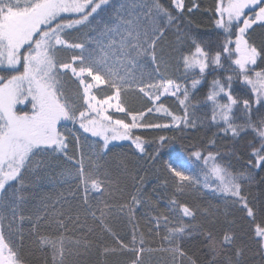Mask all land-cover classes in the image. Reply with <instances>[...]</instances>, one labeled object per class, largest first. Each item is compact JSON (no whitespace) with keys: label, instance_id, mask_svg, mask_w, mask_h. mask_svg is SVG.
I'll list each match as a JSON object with an SVG mask.
<instances>
[{"label":"snow or ice","instance_id":"1","mask_svg":"<svg viewBox=\"0 0 264 264\" xmlns=\"http://www.w3.org/2000/svg\"><path fill=\"white\" fill-rule=\"evenodd\" d=\"M171 4L178 13L183 14V0H171ZM262 4L264 0H217L215 12L218 19L215 20V25L227 34L222 45H216L217 49L222 50L212 54L210 41L187 36L192 48L188 54L182 56L183 66L186 72H193V75L194 70L198 68L200 77L192 79L191 89L185 87L183 90V98L179 99L184 108L182 117L163 109L172 117L174 126L183 124L185 128H195L196 106L191 103L192 90L204 79L207 69L213 65L215 68L224 67L222 57L226 54L231 61V65L226 69L229 74L223 80L216 78L211 81L205 103L210 102L212 106L213 124L218 126L222 121L226 126L222 131L231 132L233 137H240L248 129L256 132L261 140L260 148L253 146L257 165L264 162V114L253 119L252 100L236 94L233 81L239 80L250 88L255 104L259 105L255 109L256 112L264 109V70L252 73L249 67L257 65L259 58H264V51L258 50L245 35L257 20L264 21V6H260ZM253 6L258 8L255 18H244L245 9L251 10ZM188 11L191 12V9ZM177 19L178 16L161 0H0V69L16 73L7 78L0 75V264H23L18 251L20 245L16 243V239L22 243L24 230L21 225L25 221L31 224L28 234L35 237L34 243L41 248L46 246L50 251L52 264H68L66 257L82 255L79 251H73V246H80L82 241L66 235L68 230L65 219L70 217L65 216L63 211L55 210L50 213L51 205L42 199L34 216L22 214V209L28 206L32 196L29 189L34 187L33 177L39 178L41 172L46 173L53 160H57L59 156H63L68 162L61 168L60 175L66 179L78 178L83 186V204L87 205L85 211L94 220L99 221L102 231L108 232L116 239L119 251H131L134 254L135 258L131 264H142L146 251L143 247V234L140 235L139 247L136 228L133 231L131 247L123 243L106 223V210L110 211V206L105 202L103 207L93 208L89 203L88 193L90 188L97 192L102 190L104 181L97 177L103 167L101 161L107 155L110 141L131 139L130 131L136 127H169L167 124L138 123L143 113L139 116L128 113L132 117L131 124L120 119L113 120L111 116L105 115L107 109L104 106L124 112L125 109L121 106L122 92L133 87H139L140 92L155 100H159L160 96L153 98L146 88H162L161 95H176L180 91V84L172 79L161 78L156 84L145 83L146 80L153 79V72L159 73L162 63L158 59L159 43ZM241 19L243 26L239 25ZM234 21L237 23L233 41L230 37L233 35ZM81 28L88 29L85 40L75 42L67 38L70 30L78 31ZM184 38L185 34L177 28V43L182 44ZM233 43L234 48L231 46ZM61 49L74 52L79 50V54L72 56L71 63H59L56 54ZM149 61L156 65L154 70L146 69L145 65ZM18 65H22L23 71L19 70ZM121 69L123 74L120 73ZM68 70L83 87L84 103L96 114L88 119L87 112L79 113L80 127L84 132H90L93 137L103 140L102 145L97 144L92 150L95 159L90 160L85 154L79 138L75 146L79 159L75 154L69 155L68 142L57 129L62 120H77L74 106L63 98L61 91V78ZM85 77H90L91 80L88 81ZM101 85L114 89V95L98 100L91 93L94 88L102 91L103 89L99 88ZM221 95L226 97V102H221ZM29 97L33 109L31 114L18 113L15 110L16 105L24 103ZM113 100L117 102L112 103ZM241 104L245 118L238 123L234 110L240 108ZM162 108L163 105L156 110L160 111ZM190 108L193 111H189ZM148 111L151 112L152 109ZM159 140V147L162 148L166 138L160 137ZM133 144L139 152L145 151L140 137H136ZM191 156L196 161H204L202 180L192 175L185 162L166 164L167 171L174 178L176 193L182 194L186 187L202 184L203 187L211 188L213 193L220 194L226 201L231 200L233 204L241 205L240 211H246L247 216H255L254 209L242 195L241 180L248 177L232 174L226 166L217 163L218 156L211 152L208 156H202L200 151H193ZM36 157L40 159L37 160ZM164 183L167 185V181ZM132 203H142L139 194L132 196ZM126 210L131 212V206H120L121 214ZM165 212L175 219H170ZM185 217L195 220L196 210L174 197L165 210L151 218L155 228L150 230L159 234L160 228L163 227L162 242H166L170 247L147 251L168 252L171 254L172 264H185L187 254L182 248V243L196 231L195 226L184 222ZM76 219L79 220V216ZM53 224L63 231L55 236L42 231L45 225L52 227ZM255 234L261 238L257 243L264 249V228L257 227ZM204 235L207 240L206 247L212 255L209 264H218V258L221 256L225 257L223 264H240V249H236L235 258L227 254V246L235 241L234 235L225 233L220 240L215 239L211 232ZM83 246L85 250H89L91 242L85 239ZM117 251V248L104 247L102 254ZM188 264H196V261L188 257Z\"/></svg>","mask_w":264,"mask_h":264},{"label":"trees","instance_id":"2","mask_svg":"<svg viewBox=\"0 0 264 264\" xmlns=\"http://www.w3.org/2000/svg\"><path fill=\"white\" fill-rule=\"evenodd\" d=\"M166 6L171 8L173 13L178 16L176 23L168 29L165 36L161 39L158 47V59L162 61L159 73L153 72V79L145 83L156 84L163 79H172L180 84V91L176 95L163 93V89L146 88V91L153 96L159 95V100L149 99L139 87H133L126 92H122L121 99L124 112H118L110 109L106 112L113 120H123L125 123L131 124L132 117L128 113L139 116L138 123L143 124H167V128H147L136 127L130 131V140H121L109 143L107 155L104 156L101 164L98 179L104 181L102 190L97 192L91 190L88 193L89 203L93 208L103 207L106 202L110 206V211L106 210V223L110 226L112 232L119 237L123 243L131 247L134 228L136 232L137 247H139L140 235L144 236L143 247L146 251L143 254L142 264H172L171 254L168 252H148L147 249H159L161 247L168 248L169 244L163 241L164 229L160 228L159 234L150 231L155 228L152 217L165 210L166 205L175 197L179 202L190 205L196 210V219L191 220L187 217L184 222L195 226V233L183 240L182 248L187 254L185 264H188V257L196 261V264H209L212 255L206 247L207 240L205 233L211 232L217 240L222 239L225 233L235 236V241L228 247V255L235 258L236 249L242 251L240 264H264V249L260 248L257 240L261 238L256 236L257 227L264 228V162L260 165L256 164V156L253 155V146L260 148L261 140L256 132L248 129L242 133L240 137H233L231 132H224L221 129L226 127L222 121L219 125L212 122V106L205 103V98L210 88L211 81L216 78L223 80L229 73L226 69L231 65V61L225 54L222 57L223 68H215L213 65L206 70V74L196 89L192 90L193 95L191 103L195 105V116L197 125L195 128H185L183 124L179 127L173 125L172 117L167 115L163 109H167L177 117H182L184 108L180 105L179 99H182L185 87L191 89V81L199 78L198 70L186 72L183 66L182 56L189 53L192 48L191 41L187 36H193L197 39L210 41L212 54L217 50L216 45H222L227 34L222 29H218L215 20L218 16L215 12L217 0H183L184 9L181 15L171 4V0H161ZM196 5V7H193ZM191 9V12L188 10ZM248 12V11H247ZM237 22H233L230 37L235 40V32ZM242 26V22L239 21ZM177 28L185 34L182 44L177 43ZM88 29L81 28L70 30L67 37L70 41L80 42L87 38ZM246 38L251 44L256 46L258 50L264 51V23L257 22L252 25L246 32ZM235 47L234 43L231 45ZM207 50V49H206ZM79 54V50L61 49L57 52V60L59 63L72 62V56ZM235 53H233V59ZM78 63V62H77ZM147 70H154L156 65L149 61L145 65ZM232 67H235L232 65ZM252 73L264 70V58H259L257 65L249 66ZM215 69V70H213ZM20 70V69H19ZM123 74V70H120ZM15 72H5L0 69V75L10 77ZM90 81V77H85ZM226 84V81H224ZM99 91L92 90L98 100L105 99L107 96L114 95V89L101 85ZM233 89L236 94L242 98H250L253 102V119L264 114V109L256 112L255 109L259 105L255 104V98L252 97L251 90L241 81H233ZM61 91L63 98L74 106L76 110V122L61 121L57 125L58 131L66 138L68 142L69 155H76L79 159V153L76 151V140L80 139L84 146L85 154L91 159H95L92 155L93 148L99 144H103V140L99 137H93L90 133H85L79 126V113L87 111V104L83 100V87L79 85V81L73 76L70 70L61 78ZM117 102V101H116ZM221 102H226V97L221 95ZM163 105L160 111L156 109ZM242 104L240 108L234 110L237 122H242L245 118L242 113ZM148 109H152L151 112ZM27 106L18 107L17 112H28ZM193 111V109H189ZM140 137L143 142L145 151L139 152L133 140ZM160 137H165L164 146L160 145ZM132 140V141H131ZM159 148V152L157 149ZM193 151H200L202 156L212 154L218 156L217 163L228 168L234 174H243L247 179L241 180L242 195L247 198L249 206L255 211L254 217L247 216L246 211H240L241 205L233 204L231 200H225L220 194L213 193L211 188L203 187L202 184L196 187H186L182 194L176 193L173 180L174 178L167 171L166 164L176 161L185 162L189 166V170L193 176L202 180L204 169L203 159L196 161L191 156ZM264 154V153H262ZM35 159H40L36 157ZM67 161L63 156H59L57 160H53L52 166L47 172H41L39 178L33 177L34 187L29 189L32 194L27 207L22 209L25 216H34L37 213L38 206L43 199L51 205L49 212L60 210L65 216L67 228L66 235L73 239L82 241L81 245L73 246V251L82 253L80 256H68L66 260L68 264H131L135 258L131 251H119V245L116 239L108 232L102 231L99 221L94 220L85 210L87 205L83 204L84 190L80 185L78 178L66 179L60 175L62 167L67 165ZM215 181V178H212ZM167 181V185H165ZM215 183H213V187ZM139 194L142 203L139 205L132 203V196ZM128 204L131 206V212L125 211L121 214L119 209L121 205ZM170 219H175L171 214ZM79 216V220L76 217ZM99 216V211H97ZM130 216L132 217L130 219ZM24 230V239L21 243L16 239L19 246L18 251L23 264H52L50 251L45 246L41 248L34 243L35 237L28 234L31 227L30 222L25 221L21 225ZM91 229V231H89ZM42 231L51 233L53 236L63 229H58L55 224L52 227L45 225ZM5 235L7 231L5 230ZM91 242V248L85 250L83 241ZM104 247L117 248L115 253L107 255L102 254ZM225 257L218 258V264H223Z\"/></svg>","mask_w":264,"mask_h":264},{"label":"rangeland","instance_id":"3","mask_svg":"<svg viewBox=\"0 0 264 264\" xmlns=\"http://www.w3.org/2000/svg\"><path fill=\"white\" fill-rule=\"evenodd\" d=\"M260 6H264V4H262V5H260ZM247 11H248V12H247ZM256 11H258V8L255 7V6H253V8H252L251 10H249V9H245V17H244V18L254 19V18H255V12H256ZM240 21L242 22V26H243V19H241ZM234 22H236V21H234ZM257 22H263V23H264V21H259V20H257L256 23H257ZM17 67L20 69V71H23L22 65H18ZM195 70H198V71H199L198 68L195 69ZM112 103H116V101L113 100ZM25 106L28 107V109H29L28 113L31 114V112L33 111V109H32V104H31V98H30V97H29L27 100H25L24 103H22V104H17L15 110L17 111V108H18V107H25ZM104 107L107 109V111L110 110V109H114V108H108L107 105H105ZM114 110H115V109H114ZM107 111H106V112H107ZM85 112L88 113V119H91L92 117H95V116H96V114L93 113V112H91L89 109H88L87 111H85ZM106 112H105V115H107ZM23 113H24V112H23ZM23 113H20V114H23ZM96 118L99 119V117H96ZM62 121H64V120H62ZM60 122H61V121H60ZM60 122H59V123H60ZM59 123H58V124H59ZM78 123H79V126H80V116H79V122H78ZM89 133H90V132H89ZM90 134H91V133H90ZM108 134L110 135V133H108ZM99 138H100V137H99ZM128 140H130V139H128ZM118 141H121V140H118ZM131 141H132V140H131ZM112 142H116V141H110V143H112ZM132 142H133V141H132Z\"/></svg>","mask_w":264,"mask_h":264}]
</instances>
